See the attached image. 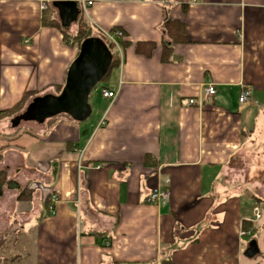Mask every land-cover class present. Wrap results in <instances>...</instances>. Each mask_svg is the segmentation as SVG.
<instances>
[{"label":"crops","instance_id":"0c3cea01","mask_svg":"<svg viewBox=\"0 0 264 264\" xmlns=\"http://www.w3.org/2000/svg\"><path fill=\"white\" fill-rule=\"evenodd\" d=\"M42 1L0 0V111L40 92L0 123L2 133L22 129L0 140V167L41 195L29 209L12 190L0 197V264H264V229L240 235L244 223L264 227L254 212L264 192V0H90L86 13L76 1L48 4L60 27L43 25ZM71 3L78 14L66 25L58 5ZM82 17L94 32L123 33L113 48L93 36L119 63L90 94L86 120L36 121L29 107L66 86L81 46L64 31ZM168 21L183 28L176 41ZM166 186L168 203L150 204Z\"/></svg>","mask_w":264,"mask_h":264},{"label":"water","instance_id":"95a60500","mask_svg":"<svg viewBox=\"0 0 264 264\" xmlns=\"http://www.w3.org/2000/svg\"><path fill=\"white\" fill-rule=\"evenodd\" d=\"M58 9L66 25L77 18L78 11L72 3L70 5L60 4ZM111 62V53L100 39L86 40L81 46L78 58L68 72L66 86L61 94L35 100L28 110L32 118L44 122L66 114L78 122L86 120L91 113L89 96L107 75ZM255 245V242H252V249L248 252L251 258L258 253Z\"/></svg>","mask_w":264,"mask_h":264},{"label":"trees","instance_id":"16d2710c","mask_svg":"<svg viewBox=\"0 0 264 264\" xmlns=\"http://www.w3.org/2000/svg\"><path fill=\"white\" fill-rule=\"evenodd\" d=\"M52 17H53V11L51 10V5H48L47 8L43 12V17H42L43 25L46 27H55V26L60 27L58 20H56L55 18H52ZM80 27H84V29L80 30ZM164 28L168 32V35L170 36V38L174 41H176L178 39L177 33L181 35L182 31H183L182 26L177 22L168 21V22H166ZM181 28H182V31H181ZM115 30H117V29H114L111 31H115ZM94 35H99L100 39L106 45H108L110 48L114 47V45L112 43L108 42L107 39L105 37H103L98 31L94 32V30L89 29V27L86 24L83 17L79 19V27H78L75 35L70 36V34L68 32L64 31V40H65L66 44H68L70 41L74 40L76 43H78L80 46H82V44L86 40L93 38ZM137 48H138V46H137ZM138 51H139V48H138ZM118 63L119 62H115V61L112 62V65H111L109 71L112 70L113 68H115ZM109 71L107 74H109ZM106 76H108V75H106ZM106 76L104 77V79L106 78ZM64 86H59V87L55 88L58 94H60L62 92V89ZM39 94H40V92L34 93V94H26L24 96V98L22 99V101L19 104H17L14 108H12L10 110H6V111H0V123H2L4 120L13 119V118H16V117L22 115V113H24V111L26 109L28 102L32 98L35 99V98L39 97ZM21 130L22 129L19 128L13 133H2L0 131V137L6 139L7 141H16L20 137L19 133ZM26 132L31 133V131H26ZM3 158H4V154H2L0 152V163L3 161ZM5 189L17 192V199L20 202L22 201V202L31 203L33 200L34 193L29 190V184H27V186H23V185L19 184L17 181H14L13 179H9L8 178V172L6 170L0 169V197L4 194ZM259 199L260 198H257V202H259ZM46 206H48L47 208H49V206H50L49 199L46 200ZM260 229H261V227L258 228L257 226H255V224L250 223V222L244 223V225H243V230H245V231L259 232ZM1 237H2V235H0V239H1Z\"/></svg>","mask_w":264,"mask_h":264},{"label":"built area","instance_id":"2783aa9c","mask_svg":"<svg viewBox=\"0 0 264 264\" xmlns=\"http://www.w3.org/2000/svg\"><path fill=\"white\" fill-rule=\"evenodd\" d=\"M70 1H76L77 3H79L83 9V12H87V8H89V6L93 5V2L90 0H43L42 1V10L44 11L48 4H56V3H62V2H70ZM196 0H193V2H195ZM103 37H105L107 39L108 42L112 43L114 46L119 47V40H121L123 38V33L121 31L115 30V31H106V30H99L98 31ZM28 43V41H27ZM217 94V90L215 88V86L213 84L209 85L208 88L206 89L205 95L207 97V99H211L214 98L215 95ZM101 96L104 99L110 100V101H115L117 96H118V92H112L110 90H106L103 89L101 90ZM251 97V93L248 90H244L239 98V102L241 104H245L249 101ZM190 106H195L197 105L195 100H190L189 102ZM98 169L100 168V166L97 167ZM168 181H166V185H168ZM37 190L39 191L40 186L36 185ZM49 203L50 206L48 208L49 213L54 215L56 213V204L58 203V198L56 197V195L49 194ZM170 199V190L168 189V187L166 186L165 188L161 187V188H157L155 190L152 191V193L150 194L149 197V202L150 204L157 206V207H163L165 206L168 201ZM254 212H255V221H260L262 219V210L260 209L259 206H256L254 208ZM252 234V231H242L240 233V235L242 237H246V236H250Z\"/></svg>","mask_w":264,"mask_h":264},{"label":"rangeland","instance_id":"374dc122","mask_svg":"<svg viewBox=\"0 0 264 264\" xmlns=\"http://www.w3.org/2000/svg\"><path fill=\"white\" fill-rule=\"evenodd\" d=\"M84 29V27H80V30H83ZM75 33H76V30L74 31V32H71V33H69L70 34V36H73V35H75ZM105 81L104 80H102L101 81V83L99 84V85H101L102 83H104ZM94 93H95V91H94ZM26 131H30V130H26ZM15 132V131H14ZM31 133H32V131H31ZM0 140L1 141H4V140H6V139H4V138H1L0 137ZM10 142V141H9ZM0 152L2 153V154H4V152H5V149L3 148V147H1L0 148ZM2 163V162H1ZM1 163H0V165H1ZM0 169H2L1 167H0ZM3 170H5V169H3ZM8 178L10 179L11 177L9 176V174H8ZM14 180V179H13ZM14 181H16V180H14ZM19 183V182H18ZM19 184H21V183H19ZM27 184H29V190L30 191H32L33 193H34V195H33V200H34V197H35V195H37V197H39V196H41L40 195V192L37 190V188H36V184L35 183H33V182H28V183H25V184H21V185H23V186H27ZM7 189H5L4 190V192L6 191ZM15 192V191H14ZM17 193V192H16ZM261 193V195H260V199H259V202H257L258 203V206L260 205V208H261V206L264 208V192H260ZM38 194H39V196H38ZM1 197H3V195L1 196ZM37 197H36V199H35V201L37 200ZM33 200H32V202H33ZM38 201V200H37ZM31 202V203H32ZM28 203V205H25L26 207V209L28 208H30V205H29V202H27ZM262 214H263V216H264V213H263V211H262ZM263 216H262V218H263ZM262 223H264V218H263V220H262ZM259 225V224H258ZM261 227V229L259 230V231H261L262 229H264V227L263 226H258V228H260ZM26 233H28L27 235H25V237H27V238H29V239H31L32 241H33V239H34V228L33 229H27V232ZM261 233L258 235V237H260V241H262V239H261ZM257 238V237H256ZM261 255H263V253L261 254Z\"/></svg>","mask_w":264,"mask_h":264}]
</instances>
